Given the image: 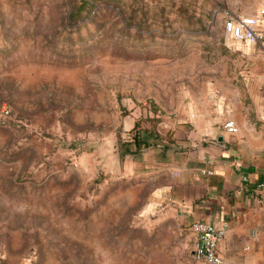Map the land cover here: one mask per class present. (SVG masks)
Listing matches in <instances>:
<instances>
[{"label":"rangeland","instance_id":"1","mask_svg":"<svg viewBox=\"0 0 264 264\" xmlns=\"http://www.w3.org/2000/svg\"><path fill=\"white\" fill-rule=\"evenodd\" d=\"M263 5L0 0V264H208L153 203L161 163L255 78L224 21Z\"/></svg>","mask_w":264,"mask_h":264},{"label":"crops","instance_id":"2","mask_svg":"<svg viewBox=\"0 0 264 264\" xmlns=\"http://www.w3.org/2000/svg\"><path fill=\"white\" fill-rule=\"evenodd\" d=\"M256 59L255 78L226 113L203 106L184 120L183 134L176 130L153 201L193 236L195 221L225 225L218 245L225 264H264V51ZM227 119L236 133L223 128Z\"/></svg>","mask_w":264,"mask_h":264},{"label":"built area","instance_id":"3","mask_svg":"<svg viewBox=\"0 0 264 264\" xmlns=\"http://www.w3.org/2000/svg\"><path fill=\"white\" fill-rule=\"evenodd\" d=\"M226 35L240 42L258 46L264 51V5L251 14L229 16L224 21ZM223 128L230 133H236L238 127L233 119H227ZM197 243L195 251L198 257L208 264H225L219 253L218 245L224 237L226 226H216L213 223L198 220L189 226Z\"/></svg>","mask_w":264,"mask_h":264},{"label":"trees","instance_id":"4","mask_svg":"<svg viewBox=\"0 0 264 264\" xmlns=\"http://www.w3.org/2000/svg\"><path fill=\"white\" fill-rule=\"evenodd\" d=\"M142 141H140V139H138V137H136V138H134V144L136 145V148L138 149V148H140V146L142 145V144H144L145 146L147 145V143H145V142H142ZM132 151H131V149H130V147H129V145H127V147H126V149H125V151H124V154L125 153H131Z\"/></svg>","mask_w":264,"mask_h":264},{"label":"water","instance_id":"5","mask_svg":"<svg viewBox=\"0 0 264 264\" xmlns=\"http://www.w3.org/2000/svg\"><path fill=\"white\" fill-rule=\"evenodd\" d=\"M219 139L221 140L222 138L220 137Z\"/></svg>","mask_w":264,"mask_h":264}]
</instances>
